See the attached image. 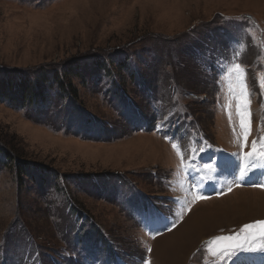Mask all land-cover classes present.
<instances>
[{
  "label": "rangeland",
  "instance_id": "1",
  "mask_svg": "<svg viewBox=\"0 0 264 264\" xmlns=\"http://www.w3.org/2000/svg\"><path fill=\"white\" fill-rule=\"evenodd\" d=\"M262 80L264 0H0V264H259Z\"/></svg>",
  "mask_w": 264,
  "mask_h": 264
},
{
  "label": "snow or ice",
  "instance_id": "2",
  "mask_svg": "<svg viewBox=\"0 0 264 264\" xmlns=\"http://www.w3.org/2000/svg\"><path fill=\"white\" fill-rule=\"evenodd\" d=\"M236 80L235 85V116L239 120V134L238 139L242 140L241 147L248 146V138L252 135L251 131V113L248 87L244 80V71L239 65L235 66ZM261 86L264 87V80L261 81ZM229 120H233V114L229 113ZM233 132L236 133L235 126ZM176 148V144H173ZM241 166L238 168V175L234 181L235 186H242L249 181V173L255 169H260L264 172V137L259 141L253 140L251 142V151L242 154H235ZM253 186L264 187V179L261 182H254ZM231 186H229V191ZM197 199H207L206 196H199ZM218 241L230 242L226 247L219 249V255L232 257L240 252H264V221H258L252 224H246L240 230L237 236L218 237ZM255 242L259 246H254ZM215 243V241L213 242ZM150 251V249H149Z\"/></svg>",
  "mask_w": 264,
  "mask_h": 264
},
{
  "label": "bare ground",
  "instance_id": "3",
  "mask_svg": "<svg viewBox=\"0 0 264 264\" xmlns=\"http://www.w3.org/2000/svg\"><path fill=\"white\" fill-rule=\"evenodd\" d=\"M257 194V193H256ZM258 195V194H257ZM259 197V196H258ZM262 196H260L259 198H261Z\"/></svg>",
  "mask_w": 264,
  "mask_h": 264
}]
</instances>
